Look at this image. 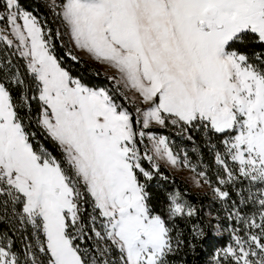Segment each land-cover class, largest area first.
Listing matches in <instances>:
<instances>
[{
  "label": "snow or ice",
  "instance_id": "1",
  "mask_svg": "<svg viewBox=\"0 0 264 264\" xmlns=\"http://www.w3.org/2000/svg\"><path fill=\"white\" fill-rule=\"evenodd\" d=\"M44 7L55 31L0 0V264H170L225 231L209 264H264V0ZM82 57L111 89L64 66ZM165 129L203 133L213 163ZM179 172L225 214L207 231L186 192L153 204Z\"/></svg>",
  "mask_w": 264,
  "mask_h": 264
},
{
  "label": "trees",
  "instance_id": "2",
  "mask_svg": "<svg viewBox=\"0 0 264 264\" xmlns=\"http://www.w3.org/2000/svg\"><path fill=\"white\" fill-rule=\"evenodd\" d=\"M21 3L24 8L34 13L40 19L41 23L47 24L54 31L56 30L59 22L54 20L49 11L44 7V0H21ZM64 66L73 76L80 78L82 82L88 87L112 88V82L107 79L104 72L83 58L82 62L79 64L65 59ZM97 71L100 72L99 75L96 74ZM116 102L121 103V98L117 97ZM155 134L167 135L170 138V142L173 144V147L177 151L183 149L189 154L191 158H193L194 161L197 156H200L205 164L213 163V155L208 151V145L203 133L193 132L192 136L194 138V142L176 135V133L171 129L156 130ZM40 139L43 140L42 137ZM213 143L219 142L213 141ZM48 147L52 148V145L48 144ZM164 172L165 174H168L167 170H164ZM173 175L169 176L168 182L160 181L159 178L151 182L150 191L152 192L153 196V204L157 209H159L163 203L164 197L167 195V191L179 189L181 192H186L192 203H194L195 206L200 210V216L203 218L202 222L205 225L206 231L208 230L207 213H211L213 217L217 216L219 213L221 218L225 215L220 209L219 204L214 202L211 199V196L206 194L204 191L199 192L192 190L185 180L176 175H174L175 183L173 184ZM229 203H231V201ZM179 226L187 234L190 225L180 222ZM4 227L5 226L0 225V231L4 230ZM227 242L228 233L225 231L222 237H212L209 240H205L203 243L197 242L194 252L182 250L179 254L170 258V264H209V261L212 259V254H214V250L221 247L222 245H226Z\"/></svg>",
  "mask_w": 264,
  "mask_h": 264
},
{
  "label": "rangeland",
  "instance_id": "3",
  "mask_svg": "<svg viewBox=\"0 0 264 264\" xmlns=\"http://www.w3.org/2000/svg\"><path fill=\"white\" fill-rule=\"evenodd\" d=\"M82 58L85 59L87 62L91 63L93 66H95V67L98 68L99 70H101V71L104 72V69H103L102 66H99V65H95V64H93V63L90 62L86 57H82ZM174 175H176V176L182 178L183 180H185V181L189 184V186L191 187L192 190H194V191H199V192H203V191H201V190H199V189H196V188L192 187L191 182L187 180V177L189 176V173H187V172H179V173H175Z\"/></svg>",
  "mask_w": 264,
  "mask_h": 264
}]
</instances>
